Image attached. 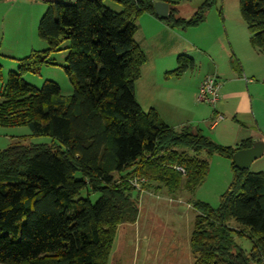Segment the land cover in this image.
<instances>
[{"label":"trees","instance_id":"16d2710c","mask_svg":"<svg viewBox=\"0 0 264 264\" xmlns=\"http://www.w3.org/2000/svg\"><path fill=\"white\" fill-rule=\"evenodd\" d=\"M104 1H55L38 25L48 48L20 60L1 90L0 127L25 126L51 143L17 142L0 150V264H108L117 228L137 220L140 190L192 193L209 171L202 154L231 160L253 143L225 147L200 128L172 129L135 100L146 62L134 39L137 20L148 14L185 30L203 23L217 0H206L189 19L178 17L176 4L166 0H110L121 6L119 13ZM155 1L168 4L166 18L155 14ZM239 14L250 46L264 53V0H239ZM62 50L70 96L50 81L40 89L23 82V74L51 65L49 54ZM192 67L193 60L181 55L168 75ZM231 173L216 208L191 204L193 264H264V173L233 163ZM133 179H143L140 190ZM82 191L99 198L91 204L79 197ZM236 237L250 242L248 252Z\"/></svg>","mask_w":264,"mask_h":264},{"label":"rangeland","instance_id":"374dc122","mask_svg":"<svg viewBox=\"0 0 264 264\" xmlns=\"http://www.w3.org/2000/svg\"><path fill=\"white\" fill-rule=\"evenodd\" d=\"M55 1H0V66L2 73L0 93L7 83L9 73L18 71L20 60L28 57L33 52H43L48 48L46 42L38 37V25L49 8L54 9ZM63 1L65 3L74 2L73 0ZM171 1L176 4L178 17L189 19L206 0ZM103 5L115 13H119L122 10L120 5L110 0H105ZM247 33V29L239 14V0H217L206 13L204 22L200 24V30L189 32L187 36L190 44L195 46L192 49L188 45L189 54L195 59V65L188 73L187 83L192 85L191 80L194 78L202 77L206 74L213 75L216 67L220 71L219 74H222L219 75L220 80L217 79L219 90L223 84L221 81L224 82L227 76L239 77L240 82L229 83L228 87L233 85L249 90L253 100L255 118L260 133L263 135L264 143V83H262L264 82V53L257 51L254 54L252 52L246 37ZM226 34L227 36L230 34V39H235L234 50L230 47L232 44H229ZM64 46H66V43ZM203 51L209 53L211 60L205 58ZM230 53L234 55V62L230 60ZM151 54L148 53L149 56ZM66 56L67 52L64 50L50 53L48 60L51 65H43L35 73H25L21 76V79L26 84L37 89H40L47 81L53 82L59 87L63 96H70L73 92V86L64 71ZM238 64L241 66V70H238L239 72L236 69ZM253 81L255 84L249 85ZM172 89H175V87L173 86ZM169 96H174V93L172 92ZM161 99V102H164V96ZM194 100L197 103V109L192 103L188 102V105L184 106L185 108L183 107L178 111V118L181 119L182 116L183 119L189 120L198 118L196 120L199 124L197 123L198 125H194V127L202 128L201 131L206 136L208 134V123H203L202 120L209 118L214 106L197 101V92ZM159 112L163 117L169 115V110L164 104H159ZM239 120H244L248 123L254 122L252 115L250 118H239ZM17 142L21 144L49 145L51 140L45 136H32L30 130L25 126L0 127V150H4ZM200 158L207 159L209 171L202 184L192 193L181 190L177 195L168 197L164 190V194H159V197H157L153 191L145 192L141 190L139 192L141 194H149V196L155 195L154 201L160 207L165 206L171 211L183 215V217L180 218L178 215L176 217L168 216L167 219L160 214V216L158 215L157 218L151 220L153 217L150 215L146 228L151 233L140 241L138 254L134 252V245L135 241L138 242L140 238L131 237V241L128 239L129 244L125 243L124 245L123 241H121V234L118 238L115 235L108 264H154L155 256L158 258L157 263L159 264H187L186 258L189 257L187 256V243L196 214L191 206L192 202L200 201L212 208H216L219 205L221 194L227 190L232 179V160L217 155L207 158L205 154H202ZM248 170L250 172L264 173V153L251 164ZM79 197L88 198L91 204H94L98 200L99 195L90 191L89 193L88 191H82ZM166 230L167 233L164 234ZM235 242L245 252H248L251 248L250 242L246 239L236 237ZM144 250L147 251L145 252ZM163 258L164 261L160 262ZM190 259L191 263H193L192 258Z\"/></svg>","mask_w":264,"mask_h":264},{"label":"crops","instance_id":"0c3cea01","mask_svg":"<svg viewBox=\"0 0 264 264\" xmlns=\"http://www.w3.org/2000/svg\"><path fill=\"white\" fill-rule=\"evenodd\" d=\"M166 1L172 2L171 0ZM197 30H200V25L185 30L171 29L163 22L148 14L142 15L137 22V32L134 39L144 53L146 62L141 69L140 78L135 84V100L143 111H148L150 109L155 110L160 120L175 130L180 129L185 125L194 127V125L199 124L196 120L198 118H193L192 120L183 119V116L181 119L178 118V111L188 105V102H190V104L192 103L197 109V103H195L194 99L199 84L205 77L212 76V74H206L202 77L191 80L192 85L187 83L188 73L195 65V59L191 57L188 51L189 46H191L192 49H194L195 46L190 44L187 36L189 32H197ZM246 37L249 42V33H247ZM226 38L228 39L229 44H232L230 47L234 50L235 39H230V34L228 36L226 34ZM251 50L254 54L257 52L252 47ZM148 53H152L151 56H149ZM203 53L206 59L211 60V56L207 51H203ZM230 54V60L234 61V55L232 53ZM181 55L192 59L193 67L187 69L179 77L169 76L168 74L177 68V58ZM198 59L201 60L200 58ZM239 67L241 69L240 65ZM219 72V69L216 67L213 75L216 76L218 80H220L219 75H222L219 74ZM221 82L223 84L218 93L219 100L216 103L217 105L214 106L213 112L209 118L202 120L203 123H208V134L206 137L211 139L215 144L225 147H234L248 139L253 143L259 141L263 142V135L260 133L255 118L253 100L251 99L249 90L247 88H239L233 85L232 87H228L229 83L240 82L239 77L237 78L230 75L224 79V82ZM251 84H255L254 81L249 83V85ZM173 86L175 89H172ZM172 92L174 93V96H169ZM162 96H164V102H161ZM159 104H164L165 107L167 106L169 115L165 117L161 115L159 112ZM218 114L223 116V120L220 122H216V116ZM251 115L254 122L248 123L244 120H239V118H250ZM159 194L162 195L164 193L156 192L157 197H159ZM166 195L168 194L166 193ZM154 196L155 195L149 196V194H141L139 197V214L136 222L133 224H123L117 228L116 238L121 234V241H123L124 245L125 243L129 244L128 242L131 241V237L140 238L138 242L135 241L134 245V252L137 254L139 253L138 249H140V241L151 233V231L148 232L146 228V223L149 222L148 219L150 215L153 217L151 220H154L158 215L160 216V214L167 219L168 216L176 217L178 215L180 218L183 217V215H180L177 212L175 213V211H171V209H168L165 206L160 207L154 201ZM168 197L172 196L168 195ZM166 233L167 230L164 234ZM187 250V256L189 257L186 258V262L187 264H193L190 261L191 255L189 253L188 243ZM144 251L146 252L147 250ZM157 260L158 258L155 256L154 264H159L157 263ZM162 261H164V258L163 260H160V262Z\"/></svg>","mask_w":264,"mask_h":264},{"label":"water","instance_id":"95a60500","mask_svg":"<svg viewBox=\"0 0 264 264\" xmlns=\"http://www.w3.org/2000/svg\"><path fill=\"white\" fill-rule=\"evenodd\" d=\"M63 1V0H56ZM153 10L160 18L168 16L169 6L166 2L155 1ZM264 153V143L262 141L252 143L250 148L242 149L232 155L233 166L238 170H248L251 164L260 158Z\"/></svg>","mask_w":264,"mask_h":264},{"label":"built area","instance_id":"2783aa9c","mask_svg":"<svg viewBox=\"0 0 264 264\" xmlns=\"http://www.w3.org/2000/svg\"><path fill=\"white\" fill-rule=\"evenodd\" d=\"M218 92L219 84L217 83L216 76H207L199 84L197 91V101L205 102L212 106H215L219 98ZM222 120L223 116L218 114L216 116V122H220ZM177 170L184 174V171L181 168H177ZM143 182V179H133L131 180V185L136 189L140 190L141 184Z\"/></svg>","mask_w":264,"mask_h":264}]
</instances>
